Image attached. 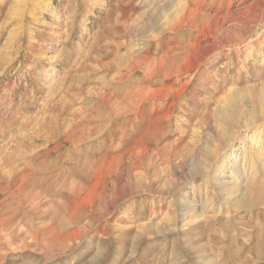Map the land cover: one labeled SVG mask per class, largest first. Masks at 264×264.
I'll return each mask as SVG.
<instances>
[{"label": "rangeland", "instance_id": "rangeland-1", "mask_svg": "<svg viewBox=\"0 0 264 264\" xmlns=\"http://www.w3.org/2000/svg\"><path fill=\"white\" fill-rule=\"evenodd\" d=\"M182 1L0 0V264H264V174L169 164L238 136L213 109L260 90L264 0Z\"/></svg>", "mask_w": 264, "mask_h": 264}, {"label": "bare ground", "instance_id": "bare-ground-1", "mask_svg": "<svg viewBox=\"0 0 264 264\" xmlns=\"http://www.w3.org/2000/svg\"><path fill=\"white\" fill-rule=\"evenodd\" d=\"M25 1V0H24ZM185 1V0H184ZM193 1V0H192ZM203 0H201L202 2ZM19 3V1H17ZM178 4L177 6V11H174L171 13V18L173 21H176L173 23L174 25L172 26V30L179 28L180 23L184 21V18L187 17L188 12L190 10L187 9V2H183L181 0H177ZM200 2V1H199ZM20 5V4H19ZM22 5V4H21ZM24 5V4H23ZM22 5V6H23ZM166 7V6H163ZM200 8V7H199ZM24 9V8H23ZM166 9V8H165ZM22 10V8H21ZM25 10V9H24ZM163 10V9H162ZM160 10V11H162ZM176 10V9H175ZM184 13H182V11ZM17 11V10H16ZM178 11H181V14H183V20L181 21L178 18ZM197 11V10H196ZM249 11V10H248ZM247 11V12H248ZM18 12V11H17ZM198 12V11H197ZM196 12V13H197ZM252 12V11H251ZM250 12V13H251ZM263 12V11H261ZM190 13V12H189ZM192 11L191 16L197 15ZM246 15V14H245ZM251 15V14H250ZM252 16V15H251ZM244 17V16H243ZM249 17V16H248ZM188 18V17H187ZM196 18V17H195ZM194 18V19H195ZM242 18V17H240ZM252 18V17H251ZM164 19H170L169 16H166ZM197 19V18H196ZM195 19V20H196ZM255 19V18H254ZM253 19V20H254ZM150 20V19H149ZM246 20V19H244ZM243 20V21H244ZM251 20V19H250ZM242 21V20H241ZM250 22V21H249ZM147 24V23H146ZM238 25V24H237ZM260 25V24H257ZM203 26V25H202ZM232 26V25H231ZM243 26V25H242ZM247 26V25H246ZM148 27V26H147ZM240 25H239V27ZM244 28V27H243ZM248 28V27H247ZM245 28V29H247ZM185 29V28H184ZM193 29V28H192ZM138 30V29H137ZM199 31V30H198ZM197 32V31H196ZM235 35V34H234ZM206 36V35H205ZM217 39V38H216ZM231 41V38H228ZM238 39V38H237ZM240 39V38H239ZM220 41V40H219ZM229 41V42H230ZM233 42V41H231ZM223 43V42H222ZM235 43V42H234ZM232 45V44H231ZM239 45V44H238ZM211 46V45H210ZM223 46V45H222ZM226 46V45H225ZM263 46V45H262ZM212 47V46H211ZM218 48V47H217ZM238 48V47H237ZM231 49V48H230ZM84 52V51H83ZM189 52V51H188ZM210 52V51H209ZM191 53V52H190ZM231 54V53H230ZM206 56V55H205ZM55 57V56H54ZM56 58V57H55ZM141 59V58H140ZM187 64V63H186ZM194 65V64H193ZM187 68V66H185ZM184 67V68H185ZM200 67V66H199ZM191 68V67H190ZM183 70V69H182ZM180 70V74L185 73L186 70L182 71ZM187 72V71H186ZM189 72V71H188ZM187 72V73H188ZM156 73V72H155ZM159 73V71L157 72ZM129 74V73H128ZM176 74V73H175ZM178 74V73H177ZM264 74V73H263ZM166 77L169 75L164 74ZM196 75V74H195ZM69 77V76H68ZM145 77V76H144ZM158 77V76H157ZM162 77V76H161ZM155 78V77H154ZM160 78V77H159ZM170 79V78H169ZM262 81V82H261ZM259 83L260 85V90H256V86H249V87H244L243 90H238L235 88H230L228 89V93L225 99L221 101L220 104L216 105L215 108L213 109V114L216 120V126L221 127L222 130V123L221 121L225 119L228 122H231L233 124V127L237 130V137H231V138H224V136L221 134L218 135L221 136L216 140L215 144H211L210 148L206 153H203L202 155L203 158L195 160L193 157L185 155V152H182V156H180L179 153L175 155L176 160L172 163H169L172 167V170L175 172V174H181L183 179L187 178H193L195 176L199 175H205L209 176L214 179L216 184H221L223 185L221 190H223L225 193L229 192L226 190L228 187H231L233 192L239 193V191L245 190L253 181L255 182L256 178H258V174L262 173L264 174V78L262 79ZM257 85V84H256ZM257 85V86H259ZM258 88V87H257ZM106 89V88H105ZM162 90V89H161ZM160 91V90H159ZM146 92V91H145ZM155 92V91H154ZM149 94V93H148ZM184 94V93H183ZM81 95V94H80ZM162 97L161 92H155L152 94V98L157 99ZM116 98V97H115ZM144 98V97H143ZM148 101V100H147ZM237 101H247V102H253V106L250 108L248 114L245 113V115L242 117L239 122L244 124L242 127L243 129L246 127H251L249 130L254 131L252 134H246L245 132H242V128L238 126L236 122H234L235 119V114H233V109L236 107ZM134 102V101H133ZM97 103V102H96ZM240 104V103H239ZM245 104V103H244ZM133 105V104H131ZM172 105V104H171ZM237 108V107H236ZM245 108V107H244ZM232 113H231V110ZM230 110V111H229ZM242 110V109H241ZM9 112V111H8ZM18 112V111H17ZM131 112V111H130ZM235 112V111H234ZM201 115V114H200ZM7 116V115H6ZM16 116V115H15ZM239 116V115H238ZM243 116V114H242ZM121 117V116H120ZM14 119V118H13ZM239 119V118H238ZM12 120V119H11ZM14 121V120H13ZM16 121V120H15ZM14 121V123H15ZM224 121V122H225ZM238 122V121H237ZM17 125V124H16ZM226 125V124H225ZM230 125V124H229ZM13 126V125H12ZM237 126V128H236ZM225 128V126H223ZM228 127V126H227ZM218 128V127H217ZM223 128V130H224ZM250 131V132H251ZM89 133V132H88ZM201 133V132H200ZM11 134V133H10ZM17 134V133H16ZM228 136V135H227ZM235 136V135H234ZM212 137V136H211ZM237 138V139H235ZM192 142V141H191ZM214 142V141H213ZM52 144V143H51ZM208 146V145H207ZM201 147V146H200ZM203 147V146H202ZM203 150V149H202ZM136 152V151H135ZM144 152V151H143ZM173 152V151H172ZM198 152V151H197ZM140 153V151H139ZM148 153V152H147ZM149 154V153H148ZM150 156V155H149ZM153 156V155H152ZM142 157V156H140ZM147 157V156H146ZM181 157V158H180ZM13 158V157H12ZM151 158V157H150ZM9 160V159H8ZM189 167L191 170L194 172L192 175H189V177H186L184 168ZM162 169V168H161ZM163 171V170H162ZM188 173V172H187ZM156 174V173H155ZM191 174V172L189 173ZM160 175V174H159ZM174 175V173H173ZM227 175V176H226ZM260 175V174H259ZM157 176V175H156ZM225 177V179H223ZM264 177V176H263ZM157 178V177H155ZM208 178V177H207ZM206 178V179H207ZM158 179V178H157ZM159 179L163 180V176H160ZM203 179V178H202ZM262 179V178H261ZM158 181V180H157ZM184 181V180H183ZM169 183V182H168ZM213 186V185H212ZM220 187V186H219ZM225 189V190H224ZM230 189V190H231ZM229 190V189H228ZM219 191V190H218ZM223 192V193H224ZM244 192V191H243ZM222 193V192H221ZM222 193V195H223ZM188 194V193H187ZM245 194V193H244ZM225 195V194H224ZM233 196V194H232ZM241 196V195H240ZM187 197V196H186ZM239 195H236L235 199H238ZM226 198V197H225ZM234 198V197H233ZM228 195L227 200L229 204L232 207H238V204L240 202L235 201ZM240 201V200H239ZM256 202V201H255ZM213 203V202H212ZM187 204V205H186ZM261 204V203H260ZM252 205V203H251ZM180 206H184V208L190 207L192 209L193 204L190 202L185 203L184 200H181ZM240 206V205H239ZM242 207V206H240ZM247 207V206H246ZM182 209V208H181ZM194 209V207H193ZM192 209V210H193ZM184 210V209H183ZM187 210V209H186ZM213 210V209H212ZM230 210V209H229ZM241 210V209H240ZM198 211V210H197ZM196 211V212H197ZM191 212V211H190ZM173 213V212H172ZM194 214V213H193ZM195 216V215H192ZM167 217V216H166ZM169 217V216H168ZM175 217V216H174ZM197 217V215L195 216ZM199 217V215H198ZM190 220V219H189ZM201 219H199L200 221ZM187 221V220H186ZM194 221V220H192ZM196 221V220H195ZM189 221H187L188 223ZM198 220L196 221V223ZM186 223V222H185ZM182 224L183 227L190 225L188 224ZM193 224V222H190ZM158 224V223H157ZM156 224V227H157ZM195 224V223H194ZM152 225V224H151ZM150 227V225H148ZM146 225V227H148ZM191 226V225H190ZM152 228H155L152 226ZM159 228V225H158ZM176 228V227H174ZM152 233V232H151Z\"/></svg>", "mask_w": 264, "mask_h": 264}]
</instances>
